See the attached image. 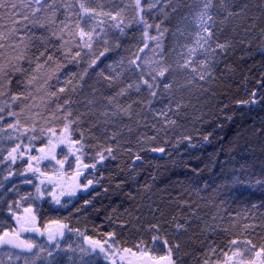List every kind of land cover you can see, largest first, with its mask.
<instances>
[{"label": "snow or ice", "instance_id": "1", "mask_svg": "<svg viewBox=\"0 0 264 264\" xmlns=\"http://www.w3.org/2000/svg\"><path fill=\"white\" fill-rule=\"evenodd\" d=\"M256 34L264 50V0H0V264H182V238L194 225L226 234L199 264H264V213L259 225L245 222L264 201L221 228V209L210 223L191 198L204 199L208 185L167 199L155 177L132 188L145 156L191 143L195 129L181 120L215 97L216 73L237 43L251 46L238 37ZM262 93L264 77L237 104L264 105ZM122 155L131 159L115 187H128L130 200L147 198L151 220L117 216L113 225L109 216L111 230L89 235L70 226L71 212L44 218L45 203L79 213L72 201L100 184L98 165ZM13 177L32 190L22 193ZM255 184L264 188V178ZM222 187L209 198L220 205ZM257 227L254 242L248 234ZM125 230L138 242L127 246Z\"/></svg>", "mask_w": 264, "mask_h": 264}, {"label": "trees", "instance_id": "2", "mask_svg": "<svg viewBox=\"0 0 264 264\" xmlns=\"http://www.w3.org/2000/svg\"><path fill=\"white\" fill-rule=\"evenodd\" d=\"M238 39L251 42V46L249 47L247 43H237L235 49L224 58V63L219 66L216 73L219 79L213 88L215 97H207L204 107L197 105V109H189L188 116L181 120L186 128L195 129L189 133L193 137L191 143L185 141L175 149H171L169 145H161L166 148L164 154L145 156V164L140 168V177L132 184V188H140L145 182H152V178L155 177V187L167 190L162 193L165 199L168 198L169 193L171 196H176V190L184 191L186 188L197 186L204 188L208 185V191L199 193V197L204 199H199L195 195L191 198L198 200L203 208L201 215L210 223H212L210 217L219 207L221 209L219 215L223 220L218 218L215 223L221 228L226 227L229 218L235 217L243 207L251 209L252 204L259 205L264 201V188L255 184L257 179L264 178L261 175L264 173V134H262L264 105L237 104L238 100L249 99L251 91L256 90L261 77H264V50L258 34L253 37H238ZM130 42L135 43L134 40ZM168 42H171V37L168 38ZM201 114L203 120H196L195 118ZM209 133L211 135L208 141H205L203 137ZM130 159L122 155L116 161H106L104 167L98 165L97 178L103 177L100 184L93 185L87 193H78L77 198L72 201L76 208H80L79 213H76L71 205L67 210L51 211L45 203L44 218L66 217L71 212L70 226L81 231L87 229L89 235L94 231L111 230L108 228L109 216H112L113 225L118 223L117 216L120 219L139 216L144 222L151 220L147 198L130 200L126 195L130 190L128 187L122 186L121 189L115 187L121 179H126L125 172L119 169H126ZM15 167L19 171L23 165L17 162ZM2 175L4 173L0 171V176ZM12 179L19 185L22 193L32 190L30 185L20 183L23 177ZM237 179L244 183H234ZM221 185L223 186L221 191L225 193L221 197L226 200L224 205H220L219 199L215 201L209 199L214 195L212 189ZM8 196L12 198L11 193ZM86 199L91 200L92 203L82 207ZM152 199L157 200V197ZM113 208L116 209V213H113ZM261 213H264V208L258 207L255 210L257 219L245 222L259 225ZM251 214L250 212L249 215ZM3 219L4 216L0 214V220ZM236 232L239 233V229H236ZM260 233L261 229L257 227L248 235L256 242ZM142 235L145 240L148 239L147 233ZM125 239L127 246H131L133 241L138 242L135 230H125ZM182 239L188 241L186 246H182L180 253L182 264H199L209 244L213 241L222 244L226 234L222 231L205 234L194 225L189 229L188 235Z\"/></svg>", "mask_w": 264, "mask_h": 264}]
</instances>
